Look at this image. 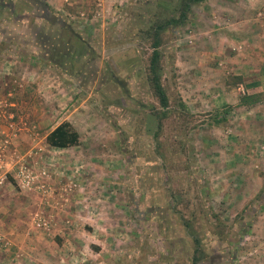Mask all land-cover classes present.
Returning <instances> with one entry per match:
<instances>
[{
  "label": "rangeland",
  "instance_id": "rangeland-1",
  "mask_svg": "<svg viewBox=\"0 0 264 264\" xmlns=\"http://www.w3.org/2000/svg\"><path fill=\"white\" fill-rule=\"evenodd\" d=\"M180 3L0 0V189L35 197L25 234L56 241L47 264H264V0H204L157 29ZM62 121L78 146L46 144ZM19 161L47 194L15 180Z\"/></svg>",
  "mask_w": 264,
  "mask_h": 264
},
{
  "label": "crops",
  "instance_id": "crops-1",
  "mask_svg": "<svg viewBox=\"0 0 264 264\" xmlns=\"http://www.w3.org/2000/svg\"><path fill=\"white\" fill-rule=\"evenodd\" d=\"M28 118L35 121V124L38 125V130L40 132L45 122V120L41 121L43 119L42 115L40 113H33L32 117ZM59 124L60 123L51 127L49 130H46L44 133V137H46ZM1 127L2 126L0 123V129ZM29 139L30 138L27 131L20 130L18 136L12 139V143L19 151H24L29 148ZM9 189L10 188L6 187L0 189V230L4 232L9 231L10 235L3 234V236L9 242V244L10 241L8 239L12 240L13 248L11 247V249L9 250H6L8 249V247L2 249V251L0 252V264H36L37 262L38 264H41V262H45V264H47V261L52 262L54 254L56 253V241L48 237H44L42 236V234H33L35 236H33L32 238H28L27 234H25L28 233L29 229L32 227L29 224V219H31L30 214L32 213V207H27L32 205L30 204V201L35 199V197H30L29 195H27L28 197H30L29 199L24 198L20 195L17 196L12 192L8 193L7 191ZM11 199H13L12 201H17L15 202V204L19 203L24 207L19 208V215H13L14 205L11 203ZM12 216H17V218H13ZM57 230L61 231L60 229ZM15 232L18 233L13 236V233ZM19 232L21 233L19 234ZM28 258H30L29 260L33 263L28 262ZM37 258L39 259L37 260Z\"/></svg>",
  "mask_w": 264,
  "mask_h": 264
},
{
  "label": "trees",
  "instance_id": "trees-1",
  "mask_svg": "<svg viewBox=\"0 0 264 264\" xmlns=\"http://www.w3.org/2000/svg\"><path fill=\"white\" fill-rule=\"evenodd\" d=\"M204 0H181L179 7V15L177 18L171 17L167 21H164L157 25V29L165 30L169 26L180 25L187 17V12L190 10L193 4H198ZM160 45V40L158 35L156 36L154 42L152 43V53L149 61V71H150V82L152 83V89L155 96L158 99L159 105L162 110H167L169 106L167 94L159 82L158 72V62L160 54L158 48ZM262 94L247 96V103L253 105L261 100ZM46 144L53 148L67 149L71 147L78 146L80 144V135L78 131L72 126L68 121L61 122L56 126L45 138Z\"/></svg>",
  "mask_w": 264,
  "mask_h": 264
},
{
  "label": "built area",
  "instance_id": "built-area-1",
  "mask_svg": "<svg viewBox=\"0 0 264 264\" xmlns=\"http://www.w3.org/2000/svg\"><path fill=\"white\" fill-rule=\"evenodd\" d=\"M2 152L3 150L0 147V184L3 183L6 179V173L3 168L7 167V165L4 164V156ZM45 174L46 173L42 171L40 176H45ZM14 178L23 187H34V189L40 190L43 195L47 194L48 189L45 187L44 182L42 180L38 181V177L33 175L28 166L21 161L18 162ZM36 220L37 227H40L43 230H49V223L45 222L41 216H37ZM8 246L9 242L0 233V250L5 249Z\"/></svg>",
  "mask_w": 264,
  "mask_h": 264
}]
</instances>
